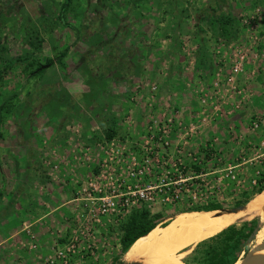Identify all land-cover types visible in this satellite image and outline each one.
I'll return each mask as SVG.
<instances>
[{"label":"rangeland","instance_id":"374dc122","mask_svg":"<svg viewBox=\"0 0 264 264\" xmlns=\"http://www.w3.org/2000/svg\"><path fill=\"white\" fill-rule=\"evenodd\" d=\"M63 2L0 0V179L38 196L40 205H32V198L20 202L30 210L22 221L28 237L23 248L30 251L37 246L30 224L34 213L57 208V219L67 205L50 188L72 181L68 194L73 200L76 189L100 170L101 181L117 174L114 168L120 165L112 159L117 153L130 146L141 150L151 132L161 136V126L170 128L169 150L161 140L151 144L160 154L167 152L169 172L160 170L144 182L168 189L177 185L165 183L188 177L179 181L183 192L178 200L166 190L169 201L163 202L155 191L153 203L104 220L94 237L71 200L67 234L56 229L50 250L38 258L47 264L57 246L85 236L71 264H135L141 258L147 264L148 255L132 260L119 243L120 225L134 210L161 212L160 227L177 215L188 196L203 202L217 192L231 206L264 172V0H69L60 18ZM257 130H263L257 142L246 139ZM227 141L231 144L225 146ZM29 142L39 154L29 153ZM204 146L222 152L209 161L210 170L195 174L184 169L175 175L181 170L175 171L176 156L186 167L189 156L200 160L196 152ZM229 168L234 177L226 176ZM10 196L16 203L15 193ZM254 196L235 212H192L229 213L231 224L251 220L257 218ZM263 242L259 230L234 263ZM193 246L176 253L180 262Z\"/></svg>","mask_w":264,"mask_h":264},{"label":"built area","instance_id":"2783aa9c","mask_svg":"<svg viewBox=\"0 0 264 264\" xmlns=\"http://www.w3.org/2000/svg\"><path fill=\"white\" fill-rule=\"evenodd\" d=\"M229 80H231V78H229ZM156 125H159V123H156ZM169 129L170 128L166 129L164 126H161V136L158 134L159 131L157 133L151 132L149 146H147L149 142L145 141L146 146L143 145L141 150H134V147L130 146V149L125 150L124 148L119 155L117 153L116 156L112 158L115 165H120L114 168L117 174H110L108 179L101 181L99 178L104 174L103 170H100L101 173H99L93 181L83 184L80 188L76 189L72 201L77 202L76 206L79 214L81 218L90 225L89 231L91 232L89 234H92L93 237L95 236V231L103 225V222L107 219L110 220V218H113L112 216L118 217L125 215L141 203H153L155 200V191L159 192L160 200L163 202L169 201L166 190H168L173 197L171 200L179 199V196L183 192L182 186H178L179 181L181 179L182 181H186L188 177L181 179L174 178V181L165 183L164 185H169L170 183V185L173 183L177 185H174L172 188L168 187V189H161L159 185H152L144 182L146 177H154V174H157L160 170L166 171L167 173L169 172L166 165L171 166V164H168L166 161L167 152L164 154L161 152L160 154V152L151 145L152 140L155 142V140L158 139L161 140L163 149L169 150V140L166 139L169 137ZM176 158L180 162L176 161V163L173 164L177 165L175 171H178L180 168L181 170L174 173L175 175L177 174V176H181L180 174L184 171L185 166H182V158L179 156H176ZM170 159H172V156ZM106 161L107 160H103L105 166ZM234 175L233 170L229 168V173H227L226 176L234 177ZM80 238V240H77L78 238L75 237V241L71 240V243L65 244L62 247L57 246L52 254L46 258L47 264H71V257L75 254L77 247L80 246L84 248L82 238L85 239V236ZM87 246L89 247L90 244Z\"/></svg>","mask_w":264,"mask_h":264},{"label":"trees","instance_id":"16d2710c","mask_svg":"<svg viewBox=\"0 0 264 264\" xmlns=\"http://www.w3.org/2000/svg\"><path fill=\"white\" fill-rule=\"evenodd\" d=\"M68 1L69 0H64L62 4L59 15L60 18H63V12L68 7ZM223 31L227 33V30L224 29ZM47 64H52L51 60H49ZM41 69L42 68H37L32 73L40 72ZM113 134L114 132L111 130L107 133L106 137L110 139ZM199 150L196 152L197 158L199 159L200 157L199 161H192L190 156L186 160V173L194 172L195 174H200L208 172L210 170L208 168L209 161L217 158L220 153H222L221 151L219 152L215 146L210 148L204 146ZM255 177L256 180H254V184L250 185L247 190L240 191L239 194H237L240 198L235 200L231 206H226L225 202L218 198L217 192H211L203 202H194L191 196L186 197V204H184L185 206L180 208L181 210L179 211H214L226 209L228 207L236 208L243 206L254 195L264 190V172H259ZM179 211H176V213ZM161 217V212L151 214L149 210L145 208L134 210L120 225L122 234L119 243L124 252L138 238L149 233L159 223L158 221ZM257 226V218L233 223L215 235L197 242L183 261L185 264H234L242 250L247 252L249 244L248 239Z\"/></svg>","mask_w":264,"mask_h":264},{"label":"crops","instance_id":"0c3cea01","mask_svg":"<svg viewBox=\"0 0 264 264\" xmlns=\"http://www.w3.org/2000/svg\"><path fill=\"white\" fill-rule=\"evenodd\" d=\"M92 129L93 127L91 126V132H94ZM111 129L113 131L114 128ZM63 132L66 134L65 129ZM262 132L263 130H257V133H254V135L249 134L248 137L246 135L245 137L247 140H250L254 143L257 142L259 136L263 134ZM86 136L91 137V133H87ZM230 144L231 142L227 141L225 146ZM26 147H30L28 150L29 153L31 152V155H36L37 153L39 154L38 149L34 146L33 142H29ZM226 148L224 149V152L227 151ZM25 157L20 160L25 161ZM82 170L83 169L81 168L80 173ZM2 171L4 172L5 168L2 167ZM78 173L79 172H77V175ZM71 183L72 181H69L66 184L62 183L59 188H54V186L50 188L49 192H51V195H58V192L62 195L64 199L61 198V200L66 201L64 203L67 204L66 208L64 209L63 214L58 217L59 219L53 217L55 215L54 210L57 208L51 209V211L45 213L41 211H36L34 213L30 224L33 225V232L37 236V246L33 250L26 251L25 248H23V242L28 240V237L26 235L27 233L25 232L26 230H24L22 227V221L25 218V215H28L30 210H26V205L24 206L22 204L23 202H20H25L32 198L35 199L34 202L32 201V205L35 204V202L36 204L40 205L38 196H27L25 194L26 192L22 191L24 187L18 186L19 184L13 182L12 184L5 185L0 179V264H39L38 258L44 256V254L50 250V246L53 245L56 239L54 235L56 229L57 231H61V233H66L67 222H69V220L71 221V216L73 214V207L71 205L72 193L68 194V192H71ZM14 193L16 203L10 201V198H13L10 196V194L13 195ZM56 201L57 200L54 201L55 204ZM31 209L33 208L31 207Z\"/></svg>","mask_w":264,"mask_h":264},{"label":"bare ground","instance_id":"6f19581e","mask_svg":"<svg viewBox=\"0 0 264 264\" xmlns=\"http://www.w3.org/2000/svg\"><path fill=\"white\" fill-rule=\"evenodd\" d=\"M251 202L254 205L255 214L261 219L262 225L259 230L261 234L264 235V190L256 194ZM243 207L244 205L241 208ZM241 208L224 211L235 212L236 210H241ZM215 211L219 210L210 212ZM211 214H209V212L198 213L192 211L177 213V215L175 217L173 216L174 218L172 217V220L166 225L160 227L157 225L149 233L138 238L128 248L127 256L131 257L133 260V258L148 255L147 264H183L184 262H180L179 257L176 255L178 251L183 250L188 246H193L197 242L215 235L229 225L231 220L230 217L227 216L229 213L227 215L219 216ZM261 241V236L257 237L256 242L260 243ZM263 253L264 250H260L246 259L243 257L240 264H251L253 256ZM135 263L146 264V262H143V258L135 260Z\"/></svg>","mask_w":264,"mask_h":264},{"label":"water","instance_id":"95a60500","mask_svg":"<svg viewBox=\"0 0 264 264\" xmlns=\"http://www.w3.org/2000/svg\"><path fill=\"white\" fill-rule=\"evenodd\" d=\"M46 65H42L40 66V68L45 67ZM242 206L236 207V208H232V209H237V208H241ZM224 210H228V209H221L219 211H224ZM230 210V209H229ZM258 219V226L253 230L251 236L248 239V242H251V240L257 235V232L259 231V226H260V217L257 216ZM260 250H264V242L261 244H258L256 246H253L248 253L245 254L244 259H246L247 257H250L253 253H256ZM184 262V261H183ZM120 264H124V263H120ZM129 264H134V263H129ZM136 264V263H135ZM251 264H264V253L263 254H258L256 256H253L252 259V263Z\"/></svg>","mask_w":264,"mask_h":264}]
</instances>
